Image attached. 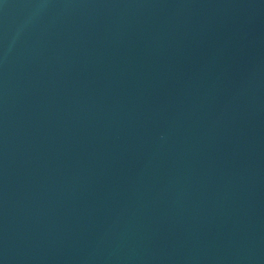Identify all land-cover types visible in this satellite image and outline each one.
Here are the masks:
<instances>
[{"label": "water", "instance_id": "water-1", "mask_svg": "<svg viewBox=\"0 0 264 264\" xmlns=\"http://www.w3.org/2000/svg\"><path fill=\"white\" fill-rule=\"evenodd\" d=\"M0 264H264V0H0Z\"/></svg>", "mask_w": 264, "mask_h": 264}]
</instances>
